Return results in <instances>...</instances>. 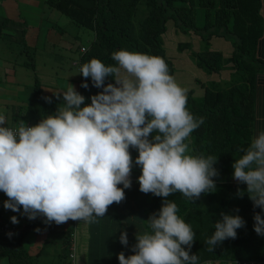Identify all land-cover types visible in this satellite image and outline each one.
Segmentation results:
<instances>
[{
  "label": "clouds",
  "instance_id": "clouds-1",
  "mask_svg": "<svg viewBox=\"0 0 264 264\" xmlns=\"http://www.w3.org/2000/svg\"><path fill=\"white\" fill-rule=\"evenodd\" d=\"M111 59L115 65L91 58L79 68V74L102 89L90 96L89 104L69 84L67 91L53 93L57 99L62 95L63 106L34 125L21 120L17 127H6L0 114V191L8 198L4 208L22 209L29 220L42 216L46 224L57 225L105 216L110 205L125 199L124 189L131 188V147L138 152L139 191L164 202L148 218L151 232L135 234L132 254L117 253L119 264H197L198 257L190 252L195 233L167 197L179 192L195 201L216 190L217 156L187 154L185 143L204 118L187 109V89L169 74L163 58L120 49ZM110 76L115 83H105ZM81 87L89 85L82 82ZM44 99L52 102L51 97ZM232 168L234 180L246 185L237 195L246 191L253 207L264 212V131ZM221 217L205 241L210 251L225 239H235L236 230L245 225L239 215ZM253 220V230L264 235V217L254 213ZM4 221L13 223L15 233L0 234V241L26 226L17 224L16 216ZM119 242L128 245L123 230Z\"/></svg>",
  "mask_w": 264,
  "mask_h": 264
},
{
  "label": "trees",
  "instance_id": "trees-1",
  "mask_svg": "<svg viewBox=\"0 0 264 264\" xmlns=\"http://www.w3.org/2000/svg\"><path fill=\"white\" fill-rule=\"evenodd\" d=\"M46 2L50 8L57 9L76 24L93 31V40L78 63V70L91 58L99 59L106 66L115 65L111 54L126 49L163 58L169 74L174 76L173 64L166 56L160 40L169 20L184 32L191 29L197 31L203 39L209 40L213 36L231 38L234 47L231 62L233 68L245 72V80L230 85L227 89L213 91L205 87L200 103L192 96V91H187V109L194 117L204 118V123L185 141L189 145L187 154L217 156L214 167L218 169L219 176L213 178L216 181V190L202 194L195 201L187 200L179 192L171 194L167 199L177 205V215L190 225L195 233L190 252L198 257L197 264H203L208 260L217 264H237L236 260L264 262V235H257L256 232L254 235L249 234L254 223V213H260L264 217V212L258 207H253L246 191L242 197L237 195V189L244 190L246 185L234 180L232 175L234 160L243 155L250 146L254 132V95L258 71V59L254 51L257 39L253 27L254 16L258 13L255 2L248 0H46ZM142 3L146 5L143 11L140 8ZM199 9H203V12ZM200 14L203 15L202 25L198 24ZM197 56L207 69L218 71L222 68V55L219 51L208 50L198 53ZM75 82L76 91L85 97V104L91 102V95L102 90L92 85L90 77L86 79L79 73ZM82 82L87 83L89 87L87 89L81 87ZM108 82L115 83L111 76L106 78L105 83ZM45 95L38 87L32 103L23 113L30 117L29 123L36 124L48 115H55L56 108L63 106L62 97L53 98L51 103H47ZM129 151L133 157L131 188H128L129 201L126 203L129 209L124 210L123 205L119 210L116 203H113L111 212L103 217L115 222L118 229L114 233H119L118 236L122 230L127 233L128 245H122L119 240L104 241L105 235H100L106 232L104 228L96 227L95 223L99 222L97 217L92 220L94 228L89 229L94 235L98 233L97 244H103L104 248L108 251L113 250V253L123 252L126 257L132 254L136 232H139L138 234L151 232L148 218L158 212L164 202L162 197L139 191L137 177L140 175V168L134 162L138 152L131 147ZM118 186L123 188V185ZM129 210L133 215L131 218ZM124 211L128 213L125 214ZM221 213L239 215L245 221V225L236 230L235 239H225L210 251L205 241L215 231L214 225L222 218ZM125 218L129 219L130 224H125ZM142 220L147 221V227L144 229ZM1 224L13 226L11 221H3ZM77 225L76 221L69 220L68 227L60 229L61 224L57 225L54 222L46 224L44 217L38 216L30 220L15 236H2L0 254L8 259L9 264H37L33 263L32 259L39 257L47 245V240L42 243L41 251L31 254L24 243L29 231L60 232L63 239L58 257L62 262L65 260L63 264H73L74 258L70 255ZM110 229L106 231L110 232ZM105 263L103 260L95 261V258H90V264Z\"/></svg>",
  "mask_w": 264,
  "mask_h": 264
},
{
  "label": "crops",
  "instance_id": "crops-1",
  "mask_svg": "<svg viewBox=\"0 0 264 264\" xmlns=\"http://www.w3.org/2000/svg\"><path fill=\"white\" fill-rule=\"evenodd\" d=\"M248 1L255 2L256 9L258 10V13L254 16L255 24L253 26L254 34L257 36L254 51L258 59V71L256 73L257 87L254 95L253 139L260 131H264V0ZM50 9L52 8L48 6L46 0H0V114L6 117V124L4 125L6 127H17L21 120L24 121L26 125L30 122V117L23 115V113L26 112V108L31 104L30 102L36 96L33 91H30V87L39 80L41 84L39 87L44 86V73L42 69L38 68V63H41L42 67L48 71L46 67L53 68L54 60L52 58L54 57L56 49L66 48L67 52L71 50V41L64 35V31H61L62 28H65V24L60 26L59 22L55 20L56 16H52L54 9ZM199 10L203 12V9ZM202 16L201 14L199 16V25L203 24ZM232 25L230 27H232ZM20 39L23 40L24 43H22ZM10 51L25 53L28 59L23 61L22 64H18L15 55L12 57L6 56L8 53H11ZM64 57L68 56H63V58ZM12 62L13 64H11ZM50 71L54 72L53 69ZM77 71L78 69L76 66L75 72L78 77ZM58 74H56V78H59L57 84L59 88L55 90L56 92L51 89L54 93L64 92L68 82V78L65 77V79L62 80ZM69 84H71L70 79ZM45 88L47 87L45 86ZM45 96L48 97L50 95L47 93ZM29 125H34V123L31 122ZM5 199H8L6 195ZM112 208V205H110L106 214L110 213ZM12 216H16L17 219L21 216V219H23L25 214H23L22 209L20 212H13L10 209H5L4 205L0 204V218L10 219ZM92 220H89L90 228L94 225ZM98 220L99 222L95 223L96 227L100 226L104 228L106 232V234L102 233L100 235H105V238H103L104 241L111 240L112 242V240H119V233H114V231L118 229L114 221H108L104 218L103 220L98 218ZM127 223L128 221L125 218V224ZM106 229H110L111 231L107 232ZM32 232L34 234H32ZM62 239L63 234L60 232L33 230L29 231L24 243L25 248H27L31 254H36L38 251H41L43 246L42 243L47 240V245L42 249V252L48 247V244L51 243V247L58 257ZM97 239H99L98 233L96 232L94 235L92 231H90L87 238L89 246L86 249L89 258H78V263L90 264V258H95V261L103 260L106 262L105 264H119L117 252L115 251V253H113V250L108 251L107 248H104L103 244H97ZM92 242H94V244H92ZM49 251H51V249H49ZM58 260L61 261L59 257ZM0 264H9L8 259L1 254Z\"/></svg>",
  "mask_w": 264,
  "mask_h": 264
},
{
  "label": "rangeland",
  "instance_id": "rangeland-1",
  "mask_svg": "<svg viewBox=\"0 0 264 264\" xmlns=\"http://www.w3.org/2000/svg\"><path fill=\"white\" fill-rule=\"evenodd\" d=\"M140 8L143 11L145 10L146 5L142 3V6H140ZM54 15L56 16L55 20L59 22L60 26H63L65 24V28H62L61 31H64L63 32L64 35L67 36V39L69 41H71V50L67 52L66 48L56 49L54 52V57L52 58L54 60L53 68L46 67L48 71H46L42 67L41 63H38L39 65L38 68L42 69L44 73V78H43L44 86L43 87L40 86V89L43 91V94L47 92L50 95L48 97H51L52 99L56 98V96H54L53 93L56 92L55 90L57 88H59L57 85L59 78H56V74L58 73H59L58 75L61 77L62 80L65 79V77L68 78V82L64 91H67L69 79L71 80V85L75 88V90H77V83L75 82V80L77 79V74L75 72L76 66L78 69V63H80L81 57L87 50V47L91 44V41L93 40L94 37L93 31L76 24L72 19H70V17L62 14L57 9H54L52 16ZM160 40L165 50L166 56L173 64L174 67L173 77L176 83L182 88L187 89V91H192V96L195 98V100L198 103H200L202 100L205 87L213 91L227 89L230 87V85L240 83L244 81L246 78L245 72L243 70H238L233 68L234 66L231 62V56L233 54L234 47L231 38L224 36H213L209 40L203 39L200 36V34L197 33V31L191 29L188 32H184L180 28L175 27L172 20H169L166 24L165 32L160 36ZM20 41L24 43L23 40L20 39ZM208 50L219 51L221 53L222 68H220V70L212 71L210 69H207L206 65H204L198 58L197 56L198 53ZM10 52L11 53H8L6 56L12 57L13 55H15L18 64H22L23 61H26L28 59L27 56H25V53H21V52L18 53V51L16 53L12 51ZM63 56H68V57L63 58ZM11 64H13V62ZM51 69H53L54 72H51L50 71ZM39 85H41L40 80L36 81L34 85L30 87V91H33L34 94H36ZM45 86L47 88H45ZM51 89H53L54 92H52ZM32 101L30 103H32ZM124 192H125V199L121 203L116 204V208H118L119 210H121L123 205H125V207L123 208L124 210L129 209L128 205L126 204L129 201L128 198L129 189L124 190ZM5 200H6L5 194L2 191H0V204L4 205ZM124 212L125 214L128 213V211H124ZM129 213L131 214L130 218L133 217L131 210H129ZM103 217L104 216L101 217L102 220ZM139 217L140 216L138 214V218ZM126 219L130 224L129 219L128 218ZM3 221L4 219L0 218V222ZM18 221L19 222L17 224L22 223V226L30 222V220L27 218L26 215L23 216V219H21L20 216V218H18ZM142 221H143L142 228L144 229L145 227H147L146 224L147 221L144 220ZM76 222L78 223V225L77 228H75L74 230V244L72 246V251L75 254L74 255L75 258L72 261L73 264H80L78 263L79 262L78 258L81 259L83 257H84L83 259L89 258V255L87 254L88 251L86 249L89 246V241L87 240V238L90 232L89 230L90 224H89V220H83V219L77 220ZM121 224H123L122 221ZM68 225H69V221L67 223L61 224L60 229L61 228L64 229L63 227H68ZM136 233L138 234L139 232ZM32 234L34 233L32 232ZM249 234L250 235L256 234L255 231L253 230V227L251 228ZM49 249H51L52 252L49 251ZM54 252L55 251H53V248L51 247V243H49L48 247L44 249V251L39 255V258L32 259V262L37 264L65 263V260H63V262L59 261L58 257L55 255Z\"/></svg>",
  "mask_w": 264,
  "mask_h": 264
},
{
  "label": "built area",
  "instance_id": "built-area-1",
  "mask_svg": "<svg viewBox=\"0 0 264 264\" xmlns=\"http://www.w3.org/2000/svg\"><path fill=\"white\" fill-rule=\"evenodd\" d=\"M2 233H11L12 235L15 233L14 228L10 227L9 225H3L0 224V234ZM72 258H74V252L72 251L71 255ZM237 264H264V262H257V261H253V260H237L236 261ZM203 264H215L213 261L208 260L205 261Z\"/></svg>",
  "mask_w": 264,
  "mask_h": 264
}]
</instances>
